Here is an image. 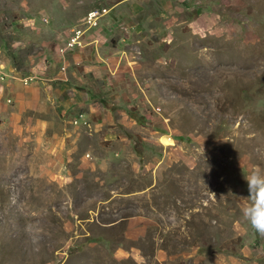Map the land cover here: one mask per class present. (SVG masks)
Wrapping results in <instances>:
<instances>
[{"label":"rangeland","instance_id":"1","mask_svg":"<svg viewBox=\"0 0 264 264\" xmlns=\"http://www.w3.org/2000/svg\"><path fill=\"white\" fill-rule=\"evenodd\" d=\"M74 26L101 42L80 47L93 77L59 50ZM43 54V75L76 73L75 104L17 113L6 71ZM252 169L264 0H0V264H264L240 211Z\"/></svg>","mask_w":264,"mask_h":264},{"label":"crops","instance_id":"2","mask_svg":"<svg viewBox=\"0 0 264 264\" xmlns=\"http://www.w3.org/2000/svg\"><path fill=\"white\" fill-rule=\"evenodd\" d=\"M103 16V15H102ZM115 20V19H114ZM112 20V21H114ZM69 34H67L68 36ZM66 36V38H67ZM65 38V39H66ZM84 40V46L92 44L93 47L98 48V45L101 44V42L98 41L97 35L94 33L88 34L86 36H83ZM60 45V44H59ZM87 47V46H86ZM84 48H75L73 49L74 53H78L74 60H82V71L89 72L91 77H93V71H97V65L94 63L98 62L96 58H92L91 54H95L93 49H90L89 47L87 50ZM72 52V51H69ZM96 53H98L96 51ZM46 54H43L39 56L38 60L34 62L31 69L26 72L28 73H40L41 76H38V79L36 82H32L29 85H24L21 81V75L16 79L12 78L11 74H8L6 71V76L4 78L5 81V90L9 93H11L10 101H12V107L14 110L18 113V111L26 110V109H34L38 107L39 105L43 104H52L54 103L56 106H73L75 104V96H77L73 92V87L71 86L70 82L65 81L68 79L70 74H74L76 76L75 72L66 73L63 70L58 69L55 72H46L45 75H43L45 69V66L48 65L50 62L46 56V58H43V56ZM61 58V56H58ZM50 59V58H49ZM64 62V58H62V63ZM78 63V62H76ZM100 63V62H99ZM98 64V63H97ZM100 66L102 64H99ZM50 66V65H49ZM5 71V69H4ZM101 73H99V77ZM23 75V74H22ZM83 78V77H81ZM43 79V80H41ZM42 82V83H41ZM82 104V103H80ZM229 264V263H228ZM233 264V263H232ZM257 264V262H255ZM258 264H260L258 262Z\"/></svg>","mask_w":264,"mask_h":264},{"label":"clouds","instance_id":"3","mask_svg":"<svg viewBox=\"0 0 264 264\" xmlns=\"http://www.w3.org/2000/svg\"><path fill=\"white\" fill-rule=\"evenodd\" d=\"M20 79L22 81L23 76ZM244 179L249 202L241 208V215L256 232L264 234V174L258 169H252Z\"/></svg>","mask_w":264,"mask_h":264},{"label":"built area","instance_id":"4","mask_svg":"<svg viewBox=\"0 0 264 264\" xmlns=\"http://www.w3.org/2000/svg\"><path fill=\"white\" fill-rule=\"evenodd\" d=\"M104 13H106V8L105 7H101L100 9L98 8H91L89 10H87V12L85 13L84 17H83V23L86 25V28H90L93 26H96L98 23V18L100 16H102ZM86 28H81L80 26H74L71 30L69 34H75V41H64L63 44L59 47V50H67V49H71L74 47H83L84 46V40L83 39H76V32L80 31V29H86ZM63 51V52H64ZM34 75H36V73L30 74L28 75L29 77H24L23 80L25 82H23L24 84H27L29 80L35 78ZM86 121H84L85 123Z\"/></svg>","mask_w":264,"mask_h":264},{"label":"bare ground","instance_id":"5","mask_svg":"<svg viewBox=\"0 0 264 264\" xmlns=\"http://www.w3.org/2000/svg\"><path fill=\"white\" fill-rule=\"evenodd\" d=\"M86 29H80V31L76 32V39H83V35ZM66 41H75V34H70V36L67 38ZM160 140L163 143H171L172 140L170 137H168L167 135H161L160 136Z\"/></svg>","mask_w":264,"mask_h":264},{"label":"trees","instance_id":"6","mask_svg":"<svg viewBox=\"0 0 264 264\" xmlns=\"http://www.w3.org/2000/svg\"><path fill=\"white\" fill-rule=\"evenodd\" d=\"M104 103V102H103ZM104 105H105V103H104ZM107 106V105H106ZM132 116H133V118L136 120V121H138V122H142V119H141V116L140 115H138L137 116V114L136 113H133L132 114Z\"/></svg>","mask_w":264,"mask_h":264}]
</instances>
